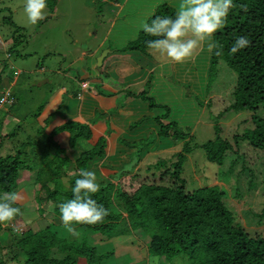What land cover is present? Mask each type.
<instances>
[{
	"label": "rangeland",
	"instance_id": "374dc122",
	"mask_svg": "<svg viewBox=\"0 0 264 264\" xmlns=\"http://www.w3.org/2000/svg\"><path fill=\"white\" fill-rule=\"evenodd\" d=\"M170 1L172 4L175 3L171 8L176 12L182 0H57L53 13H49L47 8L45 18L32 25L23 12L25 0H0V89L11 86L10 90L5 89L2 94L10 93L13 98L12 104L0 105V136L8 133L10 135L9 139H2L0 142V157L8 154L10 149H14L13 147H20V144L26 143L28 137L31 138L30 141L32 140L31 144L36 143L35 150L30 146L21 150L28 154L27 162L29 163L27 164L32 171L21 170L19 172L15 192L20 198L17 206L20 207L21 214L9 224V230L0 233L5 264H22L25 259L15 247L17 246L16 239L21 238L22 232H26L27 229L38 231L47 228L48 225L59 226L70 240L85 241L87 246L98 250L97 255L104 254L113 247L128 248L130 251L129 254L123 256L124 253L117 250L116 254L108 256L100 264H159L163 262L161 258L147 257L143 252L144 247L142 246L149 239L145 233L147 235L154 233L152 226L144 228L146 225L140 222L134 233L132 232L133 234L127 238L130 239L127 243L120 242L121 237L117 234L118 231L127 227L123 221L118 223L115 234L110 237L90 233L86 228L81 231L79 227H76L80 236L75 238L63 227L61 216L53 214V203L39 202L41 184L36 181L35 171L48 163L52 167L64 163L62 169H70L72 165H75L80 154L87 150L91 151L93 148V145L88 144L89 140H80L77 143L65 141L56 144V140L51 136L53 129L60 127H55L60 122L58 120L68 117V109L65 106L61 108L64 100L61 89L65 87L67 94L71 93L75 88V83L70 80V74L79 73L80 76L81 71H86L85 61L90 60L87 57L81 59L82 52H85L86 56L87 53L94 55L98 46L101 45L103 48L98 52L95 60L93 58L90 60L89 66L94 64L97 67V58L104 51L111 54L114 50L119 54L128 53L134 56V59L132 57L133 65L140 66L137 74L141 72L146 74L144 78L150 76L145 90L149 98L151 97V101L139 98L133 106L140 112L151 108V121L155 124V118L165 114V110L159 111L157 106H167L169 108L167 121L177 122L183 131L190 130L193 136L190 146L194 150L187 156L182 173V176L186 177L189 182L192 180V184L188 186L189 189L218 185L223 190L222 202L234 214L235 221L251 236L264 237V217L258 224L259 219L254 216L259 215L264 207V184L262 183L264 181V155L255 156L256 154H253L251 159H248L250 161L247 162L249 167L247 169L252 172L251 174L249 171H243L237 176L241 167L239 159L236 161L233 174L222 178L220 174L228 168V163L233 158L232 154H227L225 165L219 168L206 160L205 153L199 146H194L214 139L213 123L218 120L216 116L219 112L224 111L231 103L230 94L235 85L236 74L224 64L217 65L215 69H209L210 52L207 48L203 54L206 63L204 69L197 66L200 62L199 56L194 58L193 55L182 63L173 64L176 62L148 49L144 52L138 49L120 52L137 39L138 35L134 36L133 32L138 33L139 29L142 31L143 21L147 22L159 5L168 4ZM50 4L48 3V6ZM110 54H106L107 57L103 59L102 67L104 66L105 71L109 73L108 81L115 82L120 63L118 59L112 60ZM130 55L125 58H131ZM147 68L151 70L150 74L147 73ZM191 78L192 83H189ZM54 97H56L55 107L48 103ZM65 99L70 102L69 111H74L79 102L75 97ZM153 104L157 106H152ZM57 105L58 108H56ZM101 115L97 113L96 118L84 124L90 129L91 126L96 125ZM248 115L247 112L225 114L224 118L218 120L219 126L223 128L220 138L230 141L233 134L248 126L247 123L250 122L246 119ZM69 121L72 122L73 119L67 122ZM140 124L138 122L132 126L135 128ZM60 133L63 132H58L57 135ZM71 133H73L71 130L67 131L69 136ZM154 139L155 135H151L142 143L134 145L133 157L136 163L139 150L145 145H150ZM93 140L96 141V137ZM46 141H48V146H44ZM53 142L56 145L52 144ZM247 148L241 145L238 147L240 152H245ZM176 149L180 151L181 144ZM45 150L48 152L46 156H43L41 153ZM177 151L154 155L149 153L145 157L146 161L136 165L130 172L124 173L125 178H133L134 181L141 182L149 164H155L158 160H165L170 164L176 160L173 156ZM47 156L54 159L51 160L52 163L48 161ZM101 161L102 157L96 156L83 167L94 171L99 183H105L104 179L108 171L102 168L101 172ZM130 164H134V161ZM153 168H151L152 171L155 169ZM75 174L77 175L78 172L63 171L61 176L63 187L71 189L67 181L76 176ZM251 175L254 176L255 186L250 192ZM166 179L163 180L164 183H167ZM45 186L50 190L53 188L51 183H45ZM11 247L15 249L14 252ZM15 252L18 253L16 259ZM177 258L175 257L169 263L174 264ZM77 264H86L85 258H79Z\"/></svg>",
	"mask_w": 264,
	"mask_h": 264
},
{
	"label": "trees",
	"instance_id": "16d2710c",
	"mask_svg": "<svg viewBox=\"0 0 264 264\" xmlns=\"http://www.w3.org/2000/svg\"><path fill=\"white\" fill-rule=\"evenodd\" d=\"M47 3H51L48 6L49 13H53L57 0H47ZM234 4L235 7L231 10L224 27L213 37L217 49L222 50V54L217 56L215 54L217 49L210 52L209 69L224 64L236 74L235 85L230 94L231 103L224 111L219 112L216 116L218 120L224 118L227 113L232 115L247 112L249 115L246 119L250 122L247 123V127L233 134L228 141L220 138L223 128L219 126L218 120L213 119L214 139L194 145L204 151L208 162L219 168L225 165L227 154H232L233 158L229 161L228 168L220 174L222 178L233 174L236 161L239 159L241 167L237 176L243 171H249L251 174L252 172L247 169L249 168L247 162L250 161L248 159H251L253 154L264 155V0H234ZM175 14L169 4L163 3L157 7L154 15L147 22L150 24L157 16L174 17ZM241 35L247 36L251 40V45L232 54L231 47L235 39ZM151 39L155 37L142 30L136 42L129 43L120 52L135 49L144 52L148 49L146 42ZM128 96L151 101L145 90L135 95L136 97ZM165 108L167 109L164 116L156 118V124L159 126L157 136L161 139L173 140L178 147L181 144L180 151L173 156L176 160L170 164L165 160H158L155 164L149 165L141 182L134 181L133 178H122L114 184L104 179L105 183H100L101 191L92 198L109 210V215L101 224H81L75 227H79L81 231L86 228L90 233L110 237L115 234L118 223L123 221L127 227L117 234L121 237L120 242L127 243L130 241L127 238L134 233L140 222L146 225L144 228L152 226L154 233L147 235L144 232L149 239L144 242L142 248L144 247L143 252L147 257L161 258L163 262L159 264H170L169 262L175 257L178 258L174 264H264V237L251 236L235 221L234 214L222 202L223 190L218 185L189 189L192 180L189 182L182 173L187 156L194 150L190 146L193 136L190 130L185 132L179 128L177 122H168L166 117L169 108ZM53 130L51 137L58 132L71 130L73 133L69 142L74 143L80 140L90 141L92 137L90 129L79 123H67ZM9 137V133L0 136V142ZM30 139L28 137L26 143L20 144V147H13L14 149H10L8 154L0 157V191H15L19 172L32 171L27 164L28 154L21 151L29 146L35 150L36 143L31 144ZM48 141L44 146H48ZM240 145L248 147L245 152L239 151ZM104 149L105 139L100 138L91 151L87 150L80 154L75 165L70 169H62L64 163L54 167L48 163L38 168L35 174L36 181L41 184L39 202L53 203V214L61 216L58 206L73 198L71 189L75 180L79 178L81 169H86L83 165L96 156L102 157L105 153ZM47 152L45 150L41 154L46 156ZM248 155L250 156L247 157ZM47 159L50 163L54 160L50 156H47ZM62 160L64 161L65 158ZM129 168L130 165L125 166L121 171ZM66 170L70 173L78 172L67 181L70 190L62 185L61 176ZM165 178L167 183L163 182ZM45 183H51L52 190L48 189ZM262 183L264 184V181ZM254 186V176L251 175L250 192ZM254 216L259 219V224L264 217V207L259 215ZM9 229V225H0V233ZM64 233L59 226L48 225L47 228L38 231L27 229L20 234L21 238L15 237L17 252L25 257L22 264H77L82 257L85 258L86 264H100L108 256L116 254L117 250L124 253L123 256L130 252L128 248L113 247L108 252L97 255V249L87 246L85 241L70 240ZM11 250L14 252L15 249L11 247ZM2 251L0 237V264H5ZM17 252L14 255L15 259Z\"/></svg>",
	"mask_w": 264,
	"mask_h": 264
},
{
	"label": "crops",
	"instance_id": "0c3cea01",
	"mask_svg": "<svg viewBox=\"0 0 264 264\" xmlns=\"http://www.w3.org/2000/svg\"><path fill=\"white\" fill-rule=\"evenodd\" d=\"M168 4L169 6L175 5V3L172 4L171 1ZM128 32L129 30L127 31V33ZM138 33L133 32V35H138ZM206 46V42L202 43L194 54V58L196 56H199L200 58V62L197 64V66L199 68L203 67V69L206 67V63L204 62L205 55H203L205 54L204 52L206 51ZM102 48V45L98 46L94 55L87 53L86 56V53L82 52L81 59L87 57L90 60L92 58L95 60L98 52H100ZM108 54H110V52ZM127 54L128 53L119 54L113 50L109 55L112 60L118 59L120 63L117 69L115 82L111 80L108 81L107 77L109 73L105 71V69L103 68L104 66H101V68H97L94 64L89 66L90 60L88 62L85 61V64L87 65V67L85 68L86 71H81L80 76L79 73L77 75H75V73L70 74V80L75 83V88L72 89L70 94H67V91H65V87L61 89L64 96L61 108L65 106L68 109V117H64L63 120H58L60 121V124L58 123V125L55 126L58 127L67 123L84 124L90 119L96 118L97 113H100V115L102 114L101 117H99V119L97 120L96 125L90 127L92 139L90 140V142L88 141V144L94 145L100 138L105 139V153L102 156V165L100 166V170L101 172L103 171V169L107 170L108 173L106 174L107 177L105 179L112 182L115 181L117 183L122 178H125V172H130L131 169H134L136 167V165H140L144 161H146L145 157L149 155V153H151L152 155L158 153H171L177 151L176 147H178V145L171 139L161 140L157 138L156 133L159 130V126L155 124V122L151 121V108L148 111L143 110L142 112H140L133 106V104L137 103L139 99L131 98L128 95L136 97L135 95H138L143 90H145L146 84L149 83L148 79L150 76L144 78L146 74L144 75L142 72L137 74L140 66L135 67L133 65L134 63L132 57L134 59V56L128 54L131 56V58H125L128 57ZM127 61L129 62V64ZM141 63L142 62H140V64ZM146 70L148 71V74L151 73L150 69L148 70L147 68ZM84 83H86V88L83 89L81 85ZM189 83H192V78L190 79ZM10 87L11 86L0 89V95L5 89L10 90ZM145 92L147 91L145 90ZM66 97H75L79 102L74 111H69V106L71 107V105L69 100L65 99ZM55 98L56 97L48 101L49 105L55 107ZM165 107L167 106H157V110H166L167 108ZM56 108H58V105L56 106ZM58 115H60L59 112L57 113V116ZM71 119H73L72 122H67ZM138 122L141 124L139 125V127L134 128L132 125ZM52 127H54L53 124ZM151 135H155V139L153 140V142H151L150 145H145L139 150L138 162L136 163L133 157L134 145L136 143H142ZM95 137L96 141L93 140ZM69 138L70 136L67 134V132H63L57 136H54L56 144L64 143L65 141L68 142ZM148 149H150V151H148ZM132 161H134V164H130ZM127 165H130V168L121 171V169H123V167ZM119 173L121 176H119ZM101 175L104 176L103 174Z\"/></svg>",
	"mask_w": 264,
	"mask_h": 264
},
{
	"label": "clouds",
	"instance_id": "9594fccd",
	"mask_svg": "<svg viewBox=\"0 0 264 264\" xmlns=\"http://www.w3.org/2000/svg\"><path fill=\"white\" fill-rule=\"evenodd\" d=\"M234 7V0H182L174 17L157 16L150 24L141 25L144 33L155 37L146 42L147 48L176 63L193 57L205 42L212 52L217 49L213 37L224 27ZM47 8V0H25L23 12L29 23L35 25L45 18ZM250 45L251 40L241 35L235 39L231 53H238ZM215 54L220 56L222 50L217 49ZM101 187L94 171L81 169L71 189L73 198L59 204L63 227L72 237L80 236L75 225H98L109 215V210L92 198ZM19 199L15 191H0V225H9L21 214L17 206Z\"/></svg>",
	"mask_w": 264,
	"mask_h": 264
},
{
	"label": "built area",
	"instance_id": "2783aa9c",
	"mask_svg": "<svg viewBox=\"0 0 264 264\" xmlns=\"http://www.w3.org/2000/svg\"><path fill=\"white\" fill-rule=\"evenodd\" d=\"M81 87L84 89L86 87V84H82ZM13 103V98L11 97L10 93H4L0 95V105H5V104H12Z\"/></svg>",
	"mask_w": 264,
	"mask_h": 264
},
{
	"label": "water",
	"instance_id": "95a60500",
	"mask_svg": "<svg viewBox=\"0 0 264 264\" xmlns=\"http://www.w3.org/2000/svg\"><path fill=\"white\" fill-rule=\"evenodd\" d=\"M109 52L108 51H104L101 56H99L97 58V67H101L102 66V62H103V59L106 57V54H108Z\"/></svg>",
	"mask_w": 264,
	"mask_h": 264
}]
</instances>
